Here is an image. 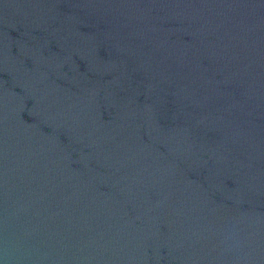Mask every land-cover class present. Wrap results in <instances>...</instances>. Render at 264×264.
Wrapping results in <instances>:
<instances>
[{"label":"water","instance_id":"95a60500","mask_svg":"<svg viewBox=\"0 0 264 264\" xmlns=\"http://www.w3.org/2000/svg\"><path fill=\"white\" fill-rule=\"evenodd\" d=\"M0 264H264V0H0Z\"/></svg>","mask_w":264,"mask_h":264}]
</instances>
